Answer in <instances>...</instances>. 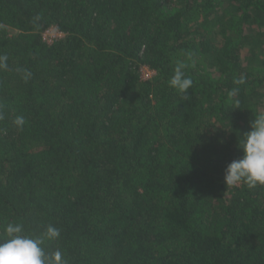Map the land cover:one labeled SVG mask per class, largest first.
<instances>
[{
	"label": "trees",
	"instance_id": "obj_1",
	"mask_svg": "<svg viewBox=\"0 0 264 264\" xmlns=\"http://www.w3.org/2000/svg\"><path fill=\"white\" fill-rule=\"evenodd\" d=\"M0 55V238L53 225L68 264H264V186L224 182L264 114V0H0Z\"/></svg>",
	"mask_w": 264,
	"mask_h": 264
},
{
	"label": "clouds",
	"instance_id": "obj_2",
	"mask_svg": "<svg viewBox=\"0 0 264 264\" xmlns=\"http://www.w3.org/2000/svg\"><path fill=\"white\" fill-rule=\"evenodd\" d=\"M189 55L191 57V54ZM7 61V55H0V69H8ZM186 67L183 61H178L174 75L168 81L171 88L185 97L193 85L192 78L186 76L183 71ZM17 71L23 73L22 78L25 81L32 76L27 69ZM243 82V78L234 81L236 84ZM237 91L238 89H232L228 93L229 97L236 96ZM2 118L0 114V119ZM13 124L22 130L25 124L24 117L17 116ZM239 147L243 150V155L227 165L224 182L227 186L244 183L250 189L258 185L264 186V114L257 115L251 122V131L243 136ZM4 231L5 237L0 238V264H68L59 249L51 254L45 252L46 241L60 237V230L53 225H48L38 236L26 234L23 223H9Z\"/></svg>",
	"mask_w": 264,
	"mask_h": 264
},
{
	"label": "built area",
	"instance_id": "obj_3",
	"mask_svg": "<svg viewBox=\"0 0 264 264\" xmlns=\"http://www.w3.org/2000/svg\"><path fill=\"white\" fill-rule=\"evenodd\" d=\"M63 37L64 34L57 27H51L43 33V39L49 45L53 44L54 41Z\"/></svg>",
	"mask_w": 264,
	"mask_h": 264
},
{
	"label": "rangeland",
	"instance_id": "obj_4",
	"mask_svg": "<svg viewBox=\"0 0 264 264\" xmlns=\"http://www.w3.org/2000/svg\"><path fill=\"white\" fill-rule=\"evenodd\" d=\"M10 33L13 34L14 31H11ZM140 71H141V77L143 79H149V78H151L154 75L153 71H151V70H149L148 68H145V67L141 68Z\"/></svg>",
	"mask_w": 264,
	"mask_h": 264
}]
</instances>
